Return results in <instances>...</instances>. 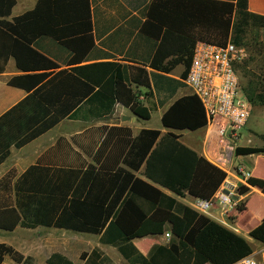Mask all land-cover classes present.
<instances>
[{
    "label": "trees",
    "instance_id": "16d2710c",
    "mask_svg": "<svg viewBox=\"0 0 264 264\" xmlns=\"http://www.w3.org/2000/svg\"><path fill=\"white\" fill-rule=\"evenodd\" d=\"M16 4L17 0H0V16L9 18ZM175 7L182 8L190 20V31L178 36L189 46L186 55L169 63L170 66L180 63L187 67L184 79L198 43L224 46L231 40L242 46L252 30H264V18L249 12V0H237L236 3L154 0L142 33L161 39L163 29L167 30L150 64L151 69L169 70L162 64L169 55L164 44L173 41L172 35L182 30L169 21H162L158 15L164 11L174 15L176 13L170 9ZM153 29H158L159 33H154ZM43 38L72 53L68 67L76 74L74 78L80 86L87 88L86 92L78 94V101L71 107L48 108L42 105L47 101L46 90L50 85L46 81L52 71L60 69L37 49V41ZM94 48L90 0H39L34 10L13 22L0 21V73L5 71L9 59L14 58L18 69L25 74L13 78L9 85L29 93L24 102L0 120V164L9 156L13 145L21 148L64 119H77L82 111L77 110V105L81 103L91 106V114H109L118 103L133 112L143 106L135 89L151 88L148 69L119 63L84 65ZM246 95L251 103L264 106V94L257 95L254 88L249 87ZM163 124L168 129L198 131L207 126V117L200 100L190 96L177 101L169 109L163 117ZM261 137L264 140V135ZM235 153L237 157L261 155L264 147L238 146ZM199 159L196 152L180 143L178 136L172 133L162 136L161 131L143 130L125 164L135 173L144 166L143 176L147 181L126 170L110 179L96 177L94 183L110 185L107 192L113 200L109 206L74 194L70 200L65 199L66 195L55 209L49 206L52 195H21L16 190L17 206H0V230L12 232L18 226L28 229L45 226L102 235V242L117 247L130 264H238L254 254L248 239L193 208L179 207L176 199L163 192L167 190L178 198H186ZM88 176L91 175L87 174V182ZM248 185L264 193V180L250 178ZM4 191L9 192V189ZM249 191L250 188L245 186L239 189L241 195ZM167 233L173 237L170 245L154 247L149 257L141 254L133 244L137 239ZM249 237L264 246V222L253 229ZM6 257L17 264H33L32 258L0 244V264H5ZM82 257L86 259L87 254ZM47 264L74 263L56 253Z\"/></svg>",
    "mask_w": 264,
    "mask_h": 264
},
{
    "label": "crops",
    "instance_id": "0c3cea01",
    "mask_svg": "<svg viewBox=\"0 0 264 264\" xmlns=\"http://www.w3.org/2000/svg\"><path fill=\"white\" fill-rule=\"evenodd\" d=\"M38 2L39 0H17L11 16L6 19L0 16V21L13 22L15 18L34 10ZM90 2L95 48L84 65L119 63L145 67L151 75V88L135 89L143 105L136 112L118 103L109 114H91V106L81 103L77 105V110L82 109L77 119H64L21 148L13 145L9 156L0 164V206L16 207V190L21 195H52L49 206L55 209L66 195L65 199L70 200L74 194L83 195V199L90 197L94 203L109 206L113 200V196L108 197L110 185L105 182L94 183L95 178L100 176L102 179H110L121 170H126L147 181L143 176L144 166L135 173L126 166L125 160L143 130H157L162 132V136L169 133L178 136L180 143L196 152L200 158L186 198H178L162 189L163 192L176 199L179 207L192 208L197 201L215 198L231 181L230 188L237 205L228 214H224L222 207L217 205L211 211V216L207 217L248 239L254 249L253 255L263 253L264 246L257 242L253 244L254 240L249 234L264 222V193L259 188L249 187L248 183L230 177L227 172L241 165L251 174V178L264 180V154L237 157L235 149L228 155L230 165L221 169L207 159L206 127L198 131L173 130L163 124L164 115L177 101L194 96L184 79L187 67L180 63L169 65L172 61L183 59L189 48L186 42L178 38L185 31H190V20L183 13L184 10L175 7L170 9L176 13L174 15L165 11L158 15L162 21H169L182 30L172 35L173 41L164 44L169 54L162 63L163 67L169 69L165 72L151 69L150 64L167 29H163L161 39L142 33V28L148 21V9L154 0ZM249 12L264 18V0H249ZM163 13L166 15H162ZM153 32L159 33V30L153 29ZM36 47L60 66V69L51 72L46 81L50 85L46 90L47 101L42 105L48 108L71 107L78 101V94L87 91V88L80 86V82L74 78L76 74L68 67L72 53L46 38L38 40ZM61 72L64 74H60ZM24 74L12 57L5 71L0 73V120L28 98L27 91L9 85L13 78ZM68 93L69 97L66 96ZM254 134L239 146L264 147L262 141L259 140L260 143L255 145L254 140L264 133ZM87 174L91 175L88 176L89 182L86 181ZM241 186L250 188V191L241 195ZM5 188L9 192H5ZM22 203H26L23 198ZM139 203L147 206L143 202ZM172 240L173 237L167 239L165 235L151 236L134 240L133 244L141 254L149 257L154 247L169 246ZM0 244L14 248L26 258H32L33 264H47L48 259L56 253L74 264H130L117 247L102 242V235L65 229L45 226L28 229L18 226L12 232L0 230ZM84 254H87L86 259L82 257ZM5 264L17 263L6 257Z\"/></svg>",
    "mask_w": 264,
    "mask_h": 264
},
{
    "label": "built area",
    "instance_id": "2783aa9c",
    "mask_svg": "<svg viewBox=\"0 0 264 264\" xmlns=\"http://www.w3.org/2000/svg\"><path fill=\"white\" fill-rule=\"evenodd\" d=\"M247 59L245 48L231 40L224 46L198 43L185 79L206 113L207 159L221 169L230 165L228 155L238 147L241 132L252 114V104L241 86L239 73L240 66ZM227 173L242 183H248L251 178V174L241 165ZM230 186L231 181L215 198L197 201L192 208L200 214L211 216V211L219 205L224 214L230 213L237 205ZM165 237L171 239L172 235L167 233ZM238 264H257V260L252 255Z\"/></svg>",
    "mask_w": 264,
    "mask_h": 264
},
{
    "label": "rangeland",
    "instance_id": "374dc122",
    "mask_svg": "<svg viewBox=\"0 0 264 264\" xmlns=\"http://www.w3.org/2000/svg\"><path fill=\"white\" fill-rule=\"evenodd\" d=\"M241 47L245 48L248 54L247 61L239 68L241 86L245 94L246 90L252 87L257 95H262L264 94V30H252L246 37L244 45ZM251 104L252 114L248 125L241 132L242 139L238 143V146L246 143L251 135H255L254 133H264V106ZM254 140L255 145H258L260 141L264 143L261 136H259V139L254 138ZM252 242L256 244L255 241ZM254 256L257 264H264V253H259Z\"/></svg>",
    "mask_w": 264,
    "mask_h": 264
}]
</instances>
